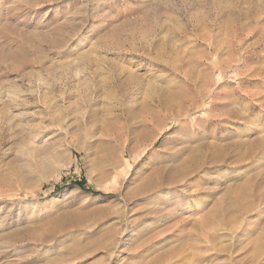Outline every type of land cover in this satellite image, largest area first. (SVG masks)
I'll use <instances>...</instances> for the list:
<instances>
[{"label": "rangeland", "instance_id": "374dc122", "mask_svg": "<svg viewBox=\"0 0 264 264\" xmlns=\"http://www.w3.org/2000/svg\"><path fill=\"white\" fill-rule=\"evenodd\" d=\"M263 43L264 0H0V264H264Z\"/></svg>", "mask_w": 264, "mask_h": 264}, {"label": "bare ground", "instance_id": "6f19581e", "mask_svg": "<svg viewBox=\"0 0 264 264\" xmlns=\"http://www.w3.org/2000/svg\"><path fill=\"white\" fill-rule=\"evenodd\" d=\"M264 44V43H263ZM263 44H260V45H263ZM258 46V45H257ZM264 47V46H263ZM255 52V51H254ZM155 59V58H154ZM114 62V61H113ZM158 62V60L156 61V63ZM163 63V62H162ZM114 64H112V66H113ZM158 65H160V64H158ZM129 69V68H128ZM128 71H130V69L128 70ZM130 73H131V71H130ZM130 75V74H129ZM115 78H116V76H115ZM133 79V78H132ZM119 80H121V79H119ZM131 80V79H130ZM118 81V80H117ZM127 81V80H126ZM123 82V81H122ZM129 82V81H128ZM179 114V113H178ZM110 134V133H109ZM127 150H129V151H131V149H128L127 148V145H126V142H124L123 143V145H122V148H121V153L124 155L125 154V152L127 151ZM130 153H132V152H130ZM130 155V154H129Z\"/></svg>", "mask_w": 264, "mask_h": 264}]
</instances>
